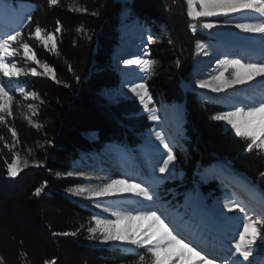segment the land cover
<instances>
[{"label": "trees", "instance_id": "obj_1", "mask_svg": "<svg viewBox=\"0 0 264 264\" xmlns=\"http://www.w3.org/2000/svg\"><path fill=\"white\" fill-rule=\"evenodd\" d=\"M0 1L16 7L21 0ZM23 1L32 3L33 8L23 14L21 42L29 43L41 64L47 62L54 68L56 79L44 75L27 78V85L40 99V124L28 123V107L19 96L14 97V116L0 124V264H133L138 259L135 253L114 250L88 238L87 228L92 226L89 210L66 196L73 182L66 171L81 150L142 144L137 135L147 122L135 116L139 106L126 108L123 102L113 104L101 96L103 89L114 88L118 82L110 56L122 5L118 0H59L56 6H49L47 0ZM72 1L87 11L76 12ZM182 4L183 0H132L131 4L135 14L169 26L172 43L164 39L152 45L157 61L152 83L164 96L177 100L184 96L179 76L190 65L198 35L189 30ZM57 21L62 26L59 33L55 32ZM36 25L42 35L55 33L58 51L51 49V44L45 48L42 41L30 36ZM82 26L87 30L79 31ZM185 98L188 155L176 151L180 177L165 179L161 191L182 197L193 188L220 193L216 182L205 183L198 176L200 167L215 155L229 159L264 189L259 175L264 171V156L255 150L248 152L246 142L213 120L214 110L194 93ZM10 128L17 131L18 142ZM89 132H96V138H89ZM17 153L29 166L13 178L7 175V163ZM38 187L43 189L39 196L35 195ZM77 230L76 236L63 235Z\"/></svg>", "mask_w": 264, "mask_h": 264}, {"label": "snow or ice", "instance_id": "obj_2", "mask_svg": "<svg viewBox=\"0 0 264 264\" xmlns=\"http://www.w3.org/2000/svg\"><path fill=\"white\" fill-rule=\"evenodd\" d=\"M47 2L49 6H56L59 0H47ZM186 5V15L190 21L189 28L191 32L196 33L202 29L208 30L211 34V30L218 27V23L212 18L218 19L241 14V18L245 22L236 23L235 28L245 33L258 35L262 48L261 58L255 61H245L239 57L226 58L224 61L218 60L217 65L223 70L218 71V74L212 75L208 79L196 80L195 84L201 89H210L213 93H226L229 89H235L237 86L250 84L257 80L264 83V0H186ZM83 11H87V9L85 8ZM95 14L93 13V15ZM28 20L31 21L32 17L29 16ZM61 27L59 21H57L55 32L59 33ZM31 35L42 41L45 48H48L51 44V49L58 51L55 33L49 32L42 35V29L39 25H36L34 33H30ZM21 38V31L14 30L11 33L0 34V73L3 74V77L11 82L22 76L26 77L29 73L33 76L41 74L38 73L36 67H31L28 71H25L23 67L17 65L15 60L11 63L8 62L10 57L18 56L19 50L22 49V59L34 61L43 68L45 74L55 80L54 68L49 66L47 62L41 64L29 43L26 41L21 42ZM147 40L152 42L154 37L148 35ZM197 46L201 47L200 42ZM203 54L205 56L209 55L207 51H204ZM153 63L154 61L151 59H142L139 56L123 60L124 65L138 66L147 75H151ZM176 65L177 67L180 66L179 60L176 61ZM69 71H73L70 65ZM12 91H18L21 96L26 97L23 87L17 85L15 89H11L5 82L0 80V124L7 123L6 117L14 116ZM128 92L138 98L143 110L148 113V119L154 122L160 120L156 110L150 107L153 104V97L146 82L142 80L139 83L131 84ZM32 95L35 96V93ZM231 99L234 100L235 98ZM27 107L32 109L33 114H35L34 105L28 104ZM25 119L29 124H33L31 117L25 116ZM212 119L226 122V125L230 126V130L234 131L235 136L246 142L248 152L255 150L258 155L264 152V94H261L258 98L249 97L247 102L240 101L234 105L233 110L215 114ZM9 131L13 140L18 142L15 128H10ZM155 137L163 146V149L166 150L162 153V156L166 158L155 169L160 174L155 179L162 180L167 178V174L174 167L177 156L163 132H156ZM28 166L29 161L25 159L21 162L17 153L13 156L12 162L7 163V175L15 178ZM67 175L85 176L86 174L69 172ZM259 175L264 180V171L260 172ZM42 190L40 187L36 188L35 195L39 196ZM67 191L78 197L87 196L88 199L131 193L136 197H142L144 201L152 202L154 200V195L149 187H146L143 183L135 182L134 179L126 178L111 179L99 186H78L69 188ZM136 203L140 207L132 211L114 212L112 214L114 219L93 215L91 220L94 221V226L87 228L88 238L97 240L101 244L120 242L134 246L140 251L135 253L138 259L133 261V264H254L250 258L254 256L260 245H264V211L258 215H249V212L253 210L239 198L226 199V202L221 206V216L224 215L223 209H227L228 212L242 214V216L230 217L229 219L240 220L243 229L238 232V239L228 241V245H226L228 248L227 258L219 260L200 239L181 231L177 227L170 226L172 221L168 220V217L159 209L154 210L153 204H144L142 201ZM96 207L100 208L101 204L97 203ZM109 210L105 209V211ZM135 221H148V223L146 226L144 224L134 225L133 222ZM78 231L66 232L63 235L76 236ZM45 264H50V262L45 261Z\"/></svg>", "mask_w": 264, "mask_h": 264}, {"label": "bare ground", "instance_id": "obj_3", "mask_svg": "<svg viewBox=\"0 0 264 264\" xmlns=\"http://www.w3.org/2000/svg\"><path fill=\"white\" fill-rule=\"evenodd\" d=\"M130 18L131 16L127 17L126 20L124 21H132L133 18L131 19ZM212 19H214L218 23V27H216L215 29H212L211 34H209L208 30H202V29L199 30L201 31V33L207 32V35L209 36L208 37V36L203 35L206 41L201 43V47H198L197 52H196L197 56L195 60L196 61L195 68H200V70L203 71V74H201V76H199V74H193L194 76L193 80L190 74H186L183 77L184 79L191 81L190 88L193 89V91L196 90L197 92L201 93L202 96L215 98V99H221L224 102V104L223 106H221V108L220 107L218 108L221 109L222 112H225V111L233 110L234 105L240 101L247 102V98L249 97L258 98L261 94H264V83H261L259 80H257V81L251 82L250 84L237 86L235 89H229L227 90L226 93H213L211 92L210 89L199 88L195 84V81L199 79H208L210 76L218 74V71L223 70L217 65V61L218 60L224 61L226 58L230 59L226 57L229 53L228 50L233 49L234 51L237 52V54L241 56L243 54L245 55L244 57L237 55L236 57H233V58L239 57V58H243L245 61H249V60L255 61L261 58L262 48L260 44V37L258 35L245 33V32H242L240 29L235 28L236 23L245 22L241 18V14H234L230 17H220L218 19L217 18H212ZM1 21H2V17L0 16V22ZM119 29H122L121 24L119 25ZM121 35H122L121 38H119L118 40V45H122L126 47L127 50H130V51L124 52L121 55L114 56L113 59L115 62L121 65H124L123 60L125 59H130L136 56H139L142 59H145L147 57V55L145 54L146 50L143 49L142 40L135 39V36H136L135 33H130V31L128 30L125 32H121ZM124 39H128V40L124 41ZM215 50H222V51L219 56L213 59L212 53ZM204 51H207L209 55L205 56L203 54ZM236 52L231 51L230 53H236ZM253 53H255V56ZM16 58L17 57H10L8 62L11 63ZM124 66L126 67V70L128 72H134V71H138V72L134 73L133 75H129L130 79L128 81L121 83L118 86L119 88H117V91L125 97L134 96L132 93L128 92L129 86L134 83H139L142 80L146 81L147 74L143 73L138 66H126V65ZM233 97L235 98L234 100L231 99ZM157 102L159 104L160 120L155 121V122L151 120L150 124L152 122L155 123L157 125L156 126L157 130H159L157 132H163V133L165 132L166 138L171 139L172 135H174V133L172 134V132H175V134H177L178 132L176 129V126L178 128L180 127V122L178 121L179 114L183 113V108L185 107V104L181 102V105L183 104L184 107H178L177 105H172L171 110L169 112H166L165 110L161 108L162 106H160V102L158 100ZM170 128H173L174 130H172L171 132ZM155 133L156 132H147L146 135L148 136V138L151 140L153 144L158 145L159 141L156 139ZM174 138H177V137H174ZM159 152L160 150L155 148L154 151L150 153V156L156 161H161L162 156L158 154ZM152 155H154V157ZM137 158L139 157L137 156ZM140 167H141L140 168L141 170H144L143 166H140ZM216 170L219 171L217 175L221 176L222 178L227 179L231 182L233 180L237 186L244 187L246 189L248 188V185L244 184L245 183L244 181L241 182L238 179L236 173L239 171L234 172V173L229 171L230 173H228V168L227 167L223 168L222 165L215 166V171ZM101 171H102L101 167H99L97 164L91 163L88 165L87 168H83L81 171L82 173L86 174L85 176L73 175L71 179L73 182H82V186L93 187V186L102 185L103 183H107L111 179L123 178L122 174H113V175H107V176L105 175V177L104 176L101 177ZM77 172H80V171L76 170L73 173H77ZM128 177H131L130 179L132 180L134 179L135 182L143 183L146 187H149L153 195L156 196V191L152 190V183L150 181V179L156 180L155 178H153L152 176H150V178L146 176H142L140 175V173L136 171H132L131 175L129 174ZM250 183L252 182L250 181ZM244 188L242 189H243V193H245V196L251 197L250 192L246 191V189ZM163 200L164 199L162 197H157V198H154L153 202H148V201H144L142 197H136L131 193H123V194H119V195H115L111 197H105V198L88 199V201L94 202L96 204L97 203L101 204L100 208L95 207L94 210L102 218H108V219H114V216L112 215L114 212L132 211L133 209L140 207V205L136 203L137 201H142L144 204L151 203L154 206V210L159 209V211H161L165 207H170V209L174 211L175 209L179 207L177 205L163 203ZM258 202H259L258 197L253 195L252 203H250L249 205L251 206L253 205V208H254V205H256ZM188 207H184L185 209L183 208L180 221L184 222L185 224H191V223L197 224V226L200 228L201 234L204 236H207L205 241L209 245H215V242H217L221 246H223V248H220L219 246H217V249H215V251H211L215 254L218 260L227 258L228 248L226 245H228L229 240L234 241V239H238L237 238L238 232L242 231L243 229L242 222L236 219H229L230 217H234V216L232 215L233 213L228 212L227 209H224L223 211L224 215L221 216L219 211H214L213 209L210 210L209 208L207 210L208 212L206 211L205 214H203L202 219L199 222H197L196 220H192L191 218L187 217ZM255 207L257 208V206ZM105 209H110V210L105 211ZM219 209L220 208H218V210ZM133 223L134 225L144 224L146 226L148 221H135ZM186 233L189 234V232H186ZM122 245L125 247H132L131 245H127V244H122ZM263 254L264 253L260 255L259 254L256 255L257 258L253 260L254 264H264Z\"/></svg>", "mask_w": 264, "mask_h": 264}, {"label": "rangeland", "instance_id": "obj_4", "mask_svg": "<svg viewBox=\"0 0 264 264\" xmlns=\"http://www.w3.org/2000/svg\"><path fill=\"white\" fill-rule=\"evenodd\" d=\"M120 1L123 2L125 6H127V4L131 0H120ZM71 3H72L71 4L72 8L76 12H79V13L80 12H86V11H83V9H85V7L81 3H79L78 1H72ZM182 5H184L183 9H185V13H186V10H187L186 0H183V4ZM32 8H33V5L30 2L20 1L19 2V6L14 11L13 10H8L7 7H4V6L0 5V14L4 15L8 19H10L12 22L13 21L17 22V24L19 25V28L17 27L16 31H21L20 27H21V24L23 22V18L19 15V12H29ZM78 30L79 31L80 30L84 31V30H87V28L82 26ZM117 32H118V37L116 36V39L118 38V40H119V29L117 30ZM154 33H156V35L154 34L155 36H154V41H152L153 43L161 42L163 39H167L168 40V44L172 43L171 42L172 36H171V34L169 32L166 31L165 27H164V29L161 28V27H160V29L159 28H155ZM200 33H201V31H200ZM202 34L205 35V36H208L207 32L202 33ZM94 41L97 44L98 38L97 37L94 38ZM114 48L115 47L113 46L112 47V53L114 51ZM150 49L152 50L151 47H150ZM151 52H152V56H153V50ZM196 56H197V54L195 55V50H193L192 57H191V60H190V67H189V69H190L189 73H190V76L192 77V80H193L194 76L191 73L193 72V66H194V64L196 62L195 61L196 60ZM16 57L17 58L15 59V62L17 63L18 66L23 67L25 69V71H28V69L31 68V67H36L38 73H41L40 75L49 76V75L45 74L44 71H43V68L40 65H37L34 61H26L25 59H22V57H23V50L22 49L19 50V54ZM152 61H154V63L152 65L151 75H147V80H146L147 82L146 81H144V82L147 83L148 88L150 87L149 91L152 90V91H150V93H151V95L153 97V104L150 105V107L154 108L157 111L158 115H159V113H160L159 112V104H158L157 100L158 101L161 100V98L164 97V96H163V93H162L161 89H159L158 87H156L152 83V80L155 77L156 62H157L154 57H153ZM111 65L113 67V61L111 62ZM230 71L231 70H229V72ZM30 76H32V75L29 73V75L26 76V77L22 76L18 80L14 79L11 82H9L8 79L6 77H3V74L0 73V80L5 82L8 85V87L11 88V89H15L17 87V85H19L20 87H23L25 89L26 97L25 96H21V94L18 91H12L11 94L13 95V97L19 96L21 99H23L26 102L27 106H28V104L34 105L35 114H33V110L32 109L28 108V117H31L32 120L35 122V124H40V121L38 119V116H39V101H40L39 96H38V94L35 91L29 90L30 88L26 86L27 78H29ZM118 86H119V84L116 87H114V88L103 89L102 92H101V96L104 99H106L107 101H109L110 103H113V104H117V103L123 102L124 104H126L125 105L126 108H130L133 105L139 106V111L135 114V116H137V117L140 116L141 117L140 119H142L144 117L147 122H151V120L148 119V113L143 110V107H142V105H140L138 98H135L134 96L125 97V96L121 95V93H119L117 91V88H119ZM180 87H181V89L184 92L185 91L184 90V81L182 80L181 77H180ZM191 91H192V93L196 94V97H197L198 100L201 99L202 101L201 100L200 101L203 102V103L208 104L211 109H214L215 106H216V108H218V107L221 108V106H223V104H224V102L221 99H215V98L202 96L201 93L197 92L196 90L193 91V89H191ZM33 93H35V96L32 95ZM174 105H177L178 107H183L181 105V102H178V104H174ZM184 108H183V113L179 114L178 121L180 122V127L178 128L176 126V129L178 131L177 135L180 134L179 130L181 129V126L183 124V122H182L183 116L187 115V111H188L187 107L185 108V112H184ZM215 114H218V113L214 112L212 117ZM140 119H139V121H140ZM219 122L222 124V126L226 130L230 131V133L235 135L234 131H231L230 127L227 126L225 122H221V121H219ZM186 123H187V117L185 119V126L182 127V132H185V134L181 133L177 138H173V137H171V139L167 138L168 142L173 146V150H177L178 149V151H180L185 156L188 155V150H189L188 144H187V141L189 140V136L187 134ZM140 124L138 123V125H140ZM156 126L157 125L152 122L151 123V127L152 128H148V129H145V130L141 131L139 136L143 140L144 144L142 146H140L139 148H131V150H132L131 154H127L126 155V154H124L123 151H121V149H115V148H112V147H111V149H108L109 150L108 152L110 154H112L114 157H125V158H127V161H133L134 163H136V165H138V167L139 166H143L144 170H146V172H147V177H149V178H150V176H152L153 178L160 176V174L157 171H155V169H157L161 165L162 160L164 158H166V157L162 156V153H164L166 150L163 149V146L160 144V142L158 143V145L153 144L151 142V140L148 138V136L146 135L147 132H157V131H159V130H157ZM170 130L172 132V130H174V129L170 128ZM168 132H170V131H168ZM164 134H165V132H164ZM182 135H183V139H181ZM88 137H90V138L96 137V133L95 132H89L88 133ZM155 148L160 150V152L158 154L160 156H162V160L161 161H156L150 156V153L152 151H154ZM134 151H136V152H134ZM261 154L264 156V152H262ZM137 156L139 158H137ZM152 156L154 157V155H152ZM20 160H21V162H23V160L21 158H20ZM213 162H214L213 164L222 165L223 168L227 167L228 168V173L237 172V170H235L233 165L231 164V161L229 159H227V158H224L222 156H216V159H214ZM69 172H71V171H69V170L66 171V176L68 178H71L73 175L72 176L67 175V173H69ZM202 174L203 173L201 172V174H200L201 179L206 180V181L210 179L208 177H204ZM179 175H180L179 166H178L177 162L175 161L174 167L171 169L170 173L167 174L166 180L167 179L171 180L172 178H179L180 177ZM236 175H237L238 179L241 182L244 181L245 182L244 184L248 185V188H251L252 191L257 193L258 195L260 194V196L262 197V200L264 202V190H262L260 184H258L257 182L252 181L250 178H248V176L244 172H241V173L237 172ZM211 179L218 180V183L220 182L219 184L221 185L222 188L227 187V185H229V183H231V181H229L227 179H224V178H222L219 175H216V176H214V178H211ZM162 180H164V179H162ZM162 180H157L156 179L154 181L157 184H159L160 181H162ZM150 181L152 182L151 179H150ZM250 181L252 183H250ZM232 182H234V181L232 180ZM80 183L82 184V182H80ZM78 186H76V187H78ZM66 195H68L72 199L78 200L79 204L81 206L87 207L91 211L92 214L97 215V212H95V210H94V208L96 207L95 206L96 203L95 204L94 203H86L83 200H81V197L75 196V195L69 193L68 191L66 192ZM161 195L167 196L168 193L167 194H161ZM169 199H170L169 201H172V203H174V204H180L181 203L179 196L175 197L173 195ZM226 199H234V198L231 197L228 193L227 194H222L220 196H216L212 192H209L208 194H206V193H203V192H201L199 190H192V193L180 205H182V207H183V206H186V205L190 204L191 206L188 209V216L191 219L196 220L197 222H199L202 219L203 214H205V212L208 210V208L210 210L213 209L214 211H219L220 212L221 206L226 202ZM258 200H259V198H258ZM166 201L168 202V200H166V199L163 200V202H166ZM205 203H207V206H206ZM258 205H261L260 200L256 204V206L258 207ZM218 208H220V209L218 210ZM223 211H224V209H223ZM262 211H264V209ZM232 215L234 217L242 216V214H239V213H233ZM249 215H251V214L249 213ZM90 221L92 223V226H94V221H92L91 218H90ZM109 245L112 248H114V249L128 251V252H135L137 250L134 246L125 247L120 242H110ZM258 248H257V251H258ZM257 251H256V253L258 254ZM256 253L250 259H252V260L256 259L257 258V256H256L257 254Z\"/></svg>", "mask_w": 264, "mask_h": 264}, {"label": "water", "instance_id": "obj_5", "mask_svg": "<svg viewBox=\"0 0 264 264\" xmlns=\"http://www.w3.org/2000/svg\"><path fill=\"white\" fill-rule=\"evenodd\" d=\"M217 155L214 156V158H216Z\"/></svg>", "mask_w": 264, "mask_h": 264}]
</instances>
